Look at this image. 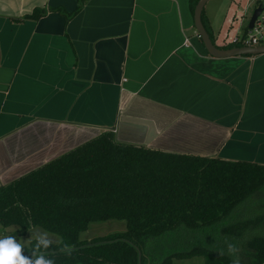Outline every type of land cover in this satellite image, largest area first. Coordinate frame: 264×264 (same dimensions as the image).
Here are the masks:
<instances>
[{
    "label": "crops",
    "instance_id": "0c3cea01",
    "mask_svg": "<svg viewBox=\"0 0 264 264\" xmlns=\"http://www.w3.org/2000/svg\"><path fill=\"white\" fill-rule=\"evenodd\" d=\"M78 1L33 0L36 21L0 13V186L108 131L120 144L264 165V54L209 56L193 0H86L67 20ZM236 2L202 12L219 49L231 47L220 33Z\"/></svg>",
    "mask_w": 264,
    "mask_h": 264
},
{
    "label": "trees",
    "instance_id": "16d2710c",
    "mask_svg": "<svg viewBox=\"0 0 264 264\" xmlns=\"http://www.w3.org/2000/svg\"><path fill=\"white\" fill-rule=\"evenodd\" d=\"M43 14L35 10L26 19ZM250 206L259 214L238 219ZM110 220L124 221L126 230L79 239L90 223ZM0 226L16 227V237L37 228L62 237L72 255L54 244L49 251L55 264H173L195 257L203 264H232L227 243L236 244L240 264H264V165L120 144L113 132H103L0 186ZM215 230L227 238L225 247H165L181 233Z\"/></svg>",
    "mask_w": 264,
    "mask_h": 264
},
{
    "label": "clouds",
    "instance_id": "9594fccd",
    "mask_svg": "<svg viewBox=\"0 0 264 264\" xmlns=\"http://www.w3.org/2000/svg\"><path fill=\"white\" fill-rule=\"evenodd\" d=\"M47 0H39V5H46ZM27 5V6H26ZM37 3L33 0H0V13L24 15L31 14ZM34 241V243H33ZM28 243L31 244V256L23 254L25 245L15 235L0 237V264H55L53 253L49 250L55 244L57 251L66 256L72 255V246L65 243L62 237L52 238L49 232L34 229ZM236 244L227 243V253L234 257L232 264H240ZM223 254V252L221 253Z\"/></svg>",
    "mask_w": 264,
    "mask_h": 264
},
{
    "label": "rangeland",
    "instance_id": "374dc122",
    "mask_svg": "<svg viewBox=\"0 0 264 264\" xmlns=\"http://www.w3.org/2000/svg\"><path fill=\"white\" fill-rule=\"evenodd\" d=\"M239 4H244L243 1L245 0H238ZM230 0H209L205 4L203 8L204 15H207L209 13L212 14H220L222 10V14L224 15L226 12H228V7L230 5ZM237 3V2H236ZM254 12H252V9H249V11L246 13V16L248 17L249 14L253 15ZM214 15V16H216ZM205 18V16H204ZM203 18V19H204ZM206 24V20L205 23ZM233 31L230 30L229 33H232ZM224 35V34H223ZM222 35V32L220 33V39L224 36ZM226 35V33H225ZM251 205H253L251 203ZM240 215L238 216V219L243 220L246 217H251L253 215L259 214L258 210L252 206L243 208L242 211L239 213ZM12 227H10V232L12 231ZM16 229V227H15ZM41 231H44L40 229ZM126 230V224L124 221H117V220H110L106 222H98V223H90L87 227V230L79 234V239L80 240H91L93 238H98V237H104L109 234L113 233H119V232H124ZM33 231V230H32ZM32 231L28 232L25 236H17V240L21 241L24 243L25 246H27L28 239L31 237ZM9 232V233H10ZM50 233V232H49ZM8 234V233H7ZM209 233H205L203 231L198 232V233H185L181 235H178L177 238H172V241L167 242L165 247L168 246L170 251H179V250H185L188 247H191L193 245H201V246H222L223 243H226V239L222 237L217 230L211 232L212 235H208ZM53 239L59 237L56 234L50 233ZM173 264H203V260L201 258L195 257V258H190V259H182V260H173Z\"/></svg>",
    "mask_w": 264,
    "mask_h": 264
},
{
    "label": "built area",
    "instance_id": "2783aa9c",
    "mask_svg": "<svg viewBox=\"0 0 264 264\" xmlns=\"http://www.w3.org/2000/svg\"><path fill=\"white\" fill-rule=\"evenodd\" d=\"M235 11L229 20V30L223 38V43L231 48H256L264 45V0H245L244 4H235ZM259 9L258 16L249 27L252 14L246 13ZM232 30V33L229 31Z\"/></svg>",
    "mask_w": 264,
    "mask_h": 264
},
{
    "label": "water",
    "instance_id": "95a60500",
    "mask_svg": "<svg viewBox=\"0 0 264 264\" xmlns=\"http://www.w3.org/2000/svg\"><path fill=\"white\" fill-rule=\"evenodd\" d=\"M207 1L208 0H198V2L196 3L194 10H193V26H194V29L196 31L198 38L201 40V43L209 56L216 58V59H225V58H232V57H237V56L252 57V56H258V55L264 54V45L256 47V48H230V49L217 48L213 44L207 30L205 29L202 23V18H201L202 12H203V8L205 4L207 3ZM259 12H260L259 9H256L254 11L251 21L249 23V27H252V23L255 20V18L258 16Z\"/></svg>",
    "mask_w": 264,
    "mask_h": 264
},
{
    "label": "flooded vegetation",
    "instance_id": "af4514ba",
    "mask_svg": "<svg viewBox=\"0 0 264 264\" xmlns=\"http://www.w3.org/2000/svg\"><path fill=\"white\" fill-rule=\"evenodd\" d=\"M204 20V19H203ZM204 24V23H203Z\"/></svg>",
    "mask_w": 264,
    "mask_h": 264
}]
</instances>
